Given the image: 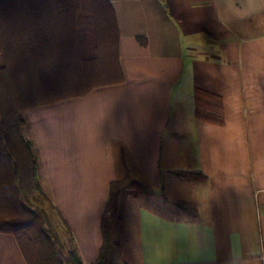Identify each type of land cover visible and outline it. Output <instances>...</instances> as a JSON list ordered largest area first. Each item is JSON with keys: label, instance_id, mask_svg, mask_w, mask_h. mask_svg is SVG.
<instances>
[{"label": "crops", "instance_id": "0c3cea01", "mask_svg": "<svg viewBox=\"0 0 264 264\" xmlns=\"http://www.w3.org/2000/svg\"><path fill=\"white\" fill-rule=\"evenodd\" d=\"M108 1L124 81L27 111L82 261L102 244L110 181L130 171L151 188L127 203L138 264H264V0ZM197 88L221 100V122L196 116ZM0 264H26L12 234Z\"/></svg>", "mask_w": 264, "mask_h": 264}, {"label": "trees", "instance_id": "16d2710c", "mask_svg": "<svg viewBox=\"0 0 264 264\" xmlns=\"http://www.w3.org/2000/svg\"><path fill=\"white\" fill-rule=\"evenodd\" d=\"M119 31L108 0H0V232L12 234L26 264H86L68 236L67 248L42 207V162L29 130L27 111L124 81ZM195 114L221 122V100L193 93ZM124 156V146L120 150ZM183 182L200 184L199 170H176ZM151 192L130 171L112 179L101 214L102 244L89 264H130L125 230L127 203Z\"/></svg>", "mask_w": 264, "mask_h": 264}, {"label": "rangeland", "instance_id": "374dc122", "mask_svg": "<svg viewBox=\"0 0 264 264\" xmlns=\"http://www.w3.org/2000/svg\"><path fill=\"white\" fill-rule=\"evenodd\" d=\"M28 116L29 115H28V112H27V117ZM25 134H27V133H25ZM123 173H124V171H120L119 174H123ZM44 182H45V179H44V176H43V178H42L43 189L45 190L46 195L48 197H51L50 194L52 192L48 189V186ZM52 202H53V200H52ZM32 203L34 205H38V206L42 207L43 209H45V211H46V213L48 215V220H49L50 225L54 228L56 233L59 235L61 240L64 242L65 247L67 248V245H68L67 243H68V239H69L68 236L71 233H67V230H66V227H65L64 223L62 222L60 217L56 214V212L50 207L49 201L45 197L38 196V198H35V197L32 198ZM130 234H131L130 235L131 237H134L133 234L131 233V231H130ZM71 236H72V234H71ZM129 241L131 243V246H133V242L135 243V240H133V242H132V239L129 238ZM134 248H136V246H134ZM134 248L130 249V245H129V248H128V251H127V255H126V260L130 264H138V262L134 259V256H135L134 255L135 250H133Z\"/></svg>", "mask_w": 264, "mask_h": 264}]
</instances>
